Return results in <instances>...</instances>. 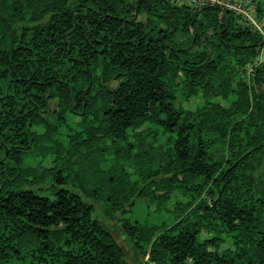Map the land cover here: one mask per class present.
<instances>
[{"label":"trees","instance_id":"1","mask_svg":"<svg viewBox=\"0 0 264 264\" xmlns=\"http://www.w3.org/2000/svg\"><path fill=\"white\" fill-rule=\"evenodd\" d=\"M253 5L261 28L178 0H0V264H126L90 200L146 264H264ZM139 198L170 220L127 217Z\"/></svg>","mask_w":264,"mask_h":264},{"label":"rangeland","instance_id":"2","mask_svg":"<svg viewBox=\"0 0 264 264\" xmlns=\"http://www.w3.org/2000/svg\"><path fill=\"white\" fill-rule=\"evenodd\" d=\"M223 1H232V3H235V5H242L245 9H255L254 0H223ZM179 3H186L189 5L188 0H178ZM237 14H241L239 12H236ZM255 14V13H254ZM253 13H250L251 20H254V22L261 28L262 26L258 22V18ZM244 15V14H242ZM247 17L250 21V23L254 24L248 16ZM247 21L246 19H244ZM249 23V22H248ZM255 25V24H254ZM260 62H264V49L259 57ZM214 101H222L220 98L214 99ZM202 103V99L193 98L190 101L182 102L181 96H179L177 105L184 106L186 109H194L197 107L198 104ZM226 104L227 102H223ZM228 104V103H227ZM57 103H52V108H56ZM72 119L78 120L79 116H71ZM262 173H264V168L262 170ZM42 187H48V185H42ZM177 200H185L183 196L181 195H174L173 199L168 203L167 209L173 210L175 208V202ZM93 202L97 209V213L99 215V218L102 220L103 225L113 234L118 244L122 247L125 255H126V264H146L149 257H143L136 249L133 241L127 236V234L123 231L120 221L117 220H109L107 219L103 214V206L102 203L97 202L95 200H90ZM148 201L145 199H136L135 202L128 206V213L127 217L131 218L132 220L141 221V222H148V223H154V224H163L164 222H167L171 218V214L168 211H163L161 213H155V207L148 208ZM120 217V216H119Z\"/></svg>","mask_w":264,"mask_h":264},{"label":"built area","instance_id":"3","mask_svg":"<svg viewBox=\"0 0 264 264\" xmlns=\"http://www.w3.org/2000/svg\"><path fill=\"white\" fill-rule=\"evenodd\" d=\"M188 2L190 4H194V6H204V5H217L219 7H221L224 10H230V11H235V12H239L244 15V16H248L251 20L250 17V13H255L254 15L256 16V11L255 9H251V10H247L244 7H242V5H235V3H232V1H223V0H188ZM257 17V16H256ZM244 19L247 20V22H249V24L254 25L257 28H260L255 22L254 20H251L254 24L250 23L249 19L247 17H244Z\"/></svg>","mask_w":264,"mask_h":264},{"label":"water","instance_id":"4","mask_svg":"<svg viewBox=\"0 0 264 264\" xmlns=\"http://www.w3.org/2000/svg\"><path fill=\"white\" fill-rule=\"evenodd\" d=\"M262 44H264V39H263V41H262Z\"/></svg>","mask_w":264,"mask_h":264}]
</instances>
